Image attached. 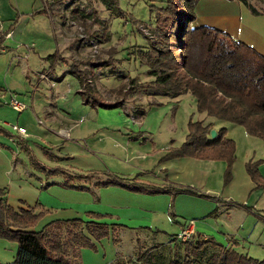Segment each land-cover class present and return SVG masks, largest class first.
Segmentation results:
<instances>
[{
    "label": "rangeland",
    "instance_id": "374dc122",
    "mask_svg": "<svg viewBox=\"0 0 264 264\" xmlns=\"http://www.w3.org/2000/svg\"><path fill=\"white\" fill-rule=\"evenodd\" d=\"M34 1L46 4L47 14L26 21L21 13L31 15ZM50 1L9 0L11 11L0 14V128L10 135H0V190L7 203L14 209L37 205L48 211L34 231L55 220L106 224L107 237L92 240L96 251H80L98 253L103 258L99 264L181 260L184 248L177 235L189 222L194 237L218 243L232 237L244 246L239 248L236 241L239 251L248 254L254 249L253 255L262 256L254 259L264 258V188L257 187L264 185V143L240 126L199 114L189 94L177 100L150 97L141 105V96L126 94L131 79L152 80L135 52L155 43V10L166 8L168 0ZM244 1L250 7L239 0H198L194 12L225 14L231 18L227 23L238 29V41L264 55V0ZM46 37L52 45L39 51ZM52 53L56 61L50 64L46 58ZM109 59H114V67H96L98 61ZM73 72L87 82L89 100H123L122 106L91 108L76 104L73 96L69 110L55 109L49 98L67 92L66 82L60 80ZM39 73L56 76L58 85L51 87ZM10 97L25 109L12 111ZM144 108L145 114L139 116L138 110ZM190 120L226 129L235 145L228 180L223 160L171 156L184 143ZM74 121L79 128L68 129ZM64 126L68 132H59ZM248 162L257 164L258 185L246 172ZM118 178L124 184L166 192L101 186ZM258 191L261 198L255 197ZM251 231L248 236L261 246L242 244L244 234ZM16 248L0 238V264L11 263Z\"/></svg>",
    "mask_w": 264,
    "mask_h": 264
},
{
    "label": "trees",
    "instance_id": "16d2710c",
    "mask_svg": "<svg viewBox=\"0 0 264 264\" xmlns=\"http://www.w3.org/2000/svg\"><path fill=\"white\" fill-rule=\"evenodd\" d=\"M185 1L189 4H185ZM239 1L249 6L244 0ZM197 2L168 0L166 8L155 10L156 41L149 48L135 52V58L147 68V75L152 80L140 83L137 79H131L126 94L130 97H164L169 100L189 94L199 114L213 121L240 126L250 137L264 143V55L217 29L206 26L193 28L191 25L196 19L194 8ZM106 4L110 10L109 3ZM251 10L258 14L252 7ZM46 59L53 64L55 54ZM114 66V59L98 61L96 65L100 69ZM72 74L83 87L77 92L82 105L101 109L122 106L123 100L104 101L99 97L89 100L86 96L90 91L87 82L78 73ZM138 112L139 116L145 113L142 109ZM211 130H214L213 123L190 120L184 143L174 149L171 156L203 161L223 160L228 165L225 173L228 180L234 161V142L227 138L225 128L216 131L214 139L210 138ZM0 135L10 136L2 128ZM246 172L257 184L260 176L257 164L248 162ZM101 186L149 194L166 192L124 184L119 178ZM257 187L264 188V185ZM182 192L191 193L188 190ZM47 212L37 205L14 209L7 203L4 191L0 190V238L17 247L13 261L8 264H80V251L86 248L96 251L92 240L100 241L108 235L106 224L80 219L51 221L42 230L34 231L37 222ZM182 244L184 256L169 264H264V259L256 260L235 250L237 243L234 240L227 247L213 239L204 240L201 237H194ZM209 250L211 253L206 255ZM138 261L141 262L142 258H138Z\"/></svg>",
    "mask_w": 264,
    "mask_h": 264
},
{
    "label": "crops",
    "instance_id": "0c3cea01",
    "mask_svg": "<svg viewBox=\"0 0 264 264\" xmlns=\"http://www.w3.org/2000/svg\"><path fill=\"white\" fill-rule=\"evenodd\" d=\"M57 1H59V3H61V1H62V3L63 2H65L66 0H52V2L50 1V2H48V4H55ZM36 2L34 1V4H33V10L31 11V15H26V14H23V13H21V15L24 17V19L27 21L29 18H27V17H33V16H36V15H41L42 17H45L46 16V14H47V12H46V10H45V8H44V5L46 6V4H44V3H37V5L35 4ZM11 8H9V0H0V14H2V13H9L11 10H10ZM45 11V13H39L40 11ZM25 15H26V17H25ZM195 15H196V19H195V21L193 22V24L191 25L193 28H198V27H202V26H206V27H210V28H214V29H217V30H219V31H221V32H223V33H226V34H228L232 39H234V40H236V41H238V29L234 26V25H232V24H229V23H227V22H229V19H231V18H227L226 17V15L225 14H222V15H217V14H212L211 16H210V14H208L207 12H201V13H199V12H195ZM24 20V21H25ZM226 27H228V28H226ZM42 45V46H41ZM52 45V42H51V40L49 39H47V37H46V39L44 40V42H42L40 45H39V47H40V49H39V51H43V52H46L45 50L46 49H49V47ZM47 47V48H46ZM45 48V49H44ZM255 48V47H254ZM256 49V48H255ZM257 50V49H256ZM38 51V52H39ZM40 53V52H39ZM53 54V53H52ZM52 54H50V55H52ZM49 62V61H48ZM50 63V62H49ZM40 74H42V73H39V75ZM46 75H49V74H46ZM58 78H59V76H57ZM53 78V77H52ZM41 79V78H40ZM55 81H56V76L53 78ZM42 80V79H41ZM58 80L59 79H57V81H56V83H57V85H58ZM61 82L62 81H64V82H66L65 84L67 85V87H68V89H67V92H65V93H63V95H59V96H56V95H52L49 99H50V102H51V106H53L55 109H60V110H64V109H67V110H69L68 108H67V105H68V101H70L72 98H73V96L74 97H76L77 98V100H76V104L77 103H81V101H80V98L77 96V92L79 91V89H80V84H79V82H78V80H75V77H73V76H70V75H68V77H66V78H64L63 80H60ZM46 82V81H45ZM51 89V88H50ZM11 98V97H10ZM180 98V97H179ZM140 99V102H139V104L141 105V103L142 102H144V101H148L149 99H150V97H140L139 98ZM178 99V98H177ZM177 99H173V100H177ZM10 102V101H9ZM75 104V105H76ZM83 106H85V105H83ZM12 111H14V112H16L15 110H13V109H11ZM144 111H145V108H144ZM145 114V113H144ZM82 119V118H81ZM68 123V122H67ZM67 125H69V124H67ZM72 126L70 127V128H68V129H72V128H79L78 126L79 125H77L76 124V121H74L72 124H71ZM67 127L68 126H64V128L62 127V128H60L59 129V132H61V133H63V131H67ZM214 128V130L215 131H218L219 130V128H215V127H213ZM221 129V128H220ZM68 132V131H67ZM70 134V133H69ZM255 197L256 198H261V192L260 191H258V192H256L255 193ZM251 203H248V205H250ZM255 205V204H254ZM18 208H22V207H16L15 209H18ZM25 208V207H24ZM263 218V217H262ZM56 221V220H55ZM263 224L261 223V226H262ZM45 226V225H44ZM43 226V227H44ZM260 226V225H259ZM43 227H42V229H43ZM183 227V225L181 226V230L183 229L182 228ZM257 227V225H255L254 226V229ZM259 228V227H258ZM263 228V227H262ZM41 229V230H42ZM252 232L253 231H251L250 233H247V234H244V238L242 239V244H249V245H254V246H261V244L260 243H258V242H253L251 239H250V237L251 236H248L249 234H252ZM178 236V235H177ZM202 239H204V240H206V239H213V238H208V237H203ZM231 239H233V240H235V241H237L238 242V245L240 244L239 243V241L237 240V239H235V238H227L226 240H224L223 241V243H218L217 241H215L214 239V241L216 242V243H218V244H220V245H222L223 247H227V246H230V241H231ZM250 243H252V244H250ZM239 248H243L244 249V246H241V244H240V246H239ZM239 248H238V246H236V247H234V249L235 250H237L239 253H241V254H244V255H246V256H248V257H250V258H252L253 257V259L254 258H261L262 256H257V255H253V254H256V253H252L253 251H254V249L252 250V252H250V250H249V252H248V254L246 253V252H242V251H239ZM17 250V249H16ZM183 250V253H184V249H182ZM82 254H80V256H82V258L84 259V261H83V263H81V260H80V264H88L89 262H91L92 260H94L92 263L93 264H99L100 262V260H102L103 258L102 257H100L99 255H98V253L97 254H91V253H89V252H87V251H83V252H81ZM262 253V255H264L263 254V252H261ZM15 254H16V252H15ZM15 254H14V257H15ZM184 256V254L182 255V257ZM14 257H13V259H14ZM264 257V256H263ZM262 259H264V258H262ZM261 259V260H262ZM257 260V259H256ZM152 264H153V261L151 262Z\"/></svg>",
    "mask_w": 264,
    "mask_h": 264
},
{
    "label": "built area",
    "instance_id": "2783aa9c",
    "mask_svg": "<svg viewBox=\"0 0 264 264\" xmlns=\"http://www.w3.org/2000/svg\"><path fill=\"white\" fill-rule=\"evenodd\" d=\"M39 77L49 83L51 87H54L56 82L53 80L52 76L46 75V74H40ZM9 105L12 107L13 110L16 112H21L25 109V106L19 104L16 102V100L11 97ZM15 129L20 133V134H25V130L22 128H16ZM195 233H194V225L193 222H189L184 228L182 229L181 233L178 235V239H180L181 242H187L190 241L194 238Z\"/></svg>",
    "mask_w": 264,
    "mask_h": 264
},
{
    "label": "water",
    "instance_id": "95a60500",
    "mask_svg": "<svg viewBox=\"0 0 264 264\" xmlns=\"http://www.w3.org/2000/svg\"><path fill=\"white\" fill-rule=\"evenodd\" d=\"M216 137V131L215 130H211L210 131V138L214 139Z\"/></svg>",
    "mask_w": 264,
    "mask_h": 264
}]
</instances>
